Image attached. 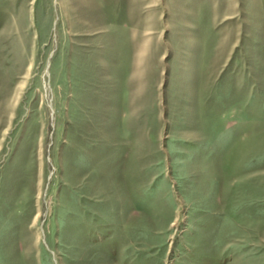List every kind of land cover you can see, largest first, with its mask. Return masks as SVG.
I'll use <instances>...</instances> for the list:
<instances>
[{
    "label": "rangeland",
    "instance_id": "obj_1",
    "mask_svg": "<svg viewBox=\"0 0 264 264\" xmlns=\"http://www.w3.org/2000/svg\"><path fill=\"white\" fill-rule=\"evenodd\" d=\"M0 264H264V0H0Z\"/></svg>",
    "mask_w": 264,
    "mask_h": 264
}]
</instances>
